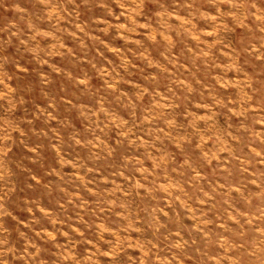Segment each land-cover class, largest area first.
I'll return each instance as SVG.
<instances>
[{
    "label": "rangeland",
    "instance_id": "rangeland-1",
    "mask_svg": "<svg viewBox=\"0 0 264 264\" xmlns=\"http://www.w3.org/2000/svg\"><path fill=\"white\" fill-rule=\"evenodd\" d=\"M0 264H264V0H0Z\"/></svg>",
    "mask_w": 264,
    "mask_h": 264
}]
</instances>
